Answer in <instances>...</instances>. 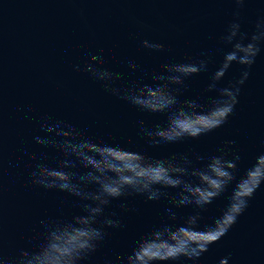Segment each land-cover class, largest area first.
Listing matches in <instances>:
<instances>
[{
  "label": "water",
  "instance_id": "water-1",
  "mask_svg": "<svg viewBox=\"0 0 264 264\" xmlns=\"http://www.w3.org/2000/svg\"><path fill=\"white\" fill-rule=\"evenodd\" d=\"M237 12L241 30L251 34L264 18V0H245L243 6L235 0H0V255L11 259L22 249L35 248L43 238L44 224L71 221L83 214V202L77 197L32 182L35 161L29 154L43 155V162L52 165L59 156L55 149L34 141L35 136L46 135L40 130L45 116L68 121L89 137L154 158L185 154L194 160L195 154H217L223 141L235 140L232 147L240 152L243 171L264 153V51L249 70L227 124L195 140L159 146L141 138L136 121L151 125L163 123L166 117L137 110L83 70L85 61L98 64L91 56L100 55L103 67L125 74L117 82L123 87L143 80L145 73L162 72L165 63L198 60L201 52H207L208 71L188 80L187 91L180 97L206 103L216 95L205 91L211 73L227 50L221 37L237 20ZM145 39L164 44V50L145 48ZM129 61L139 67L130 68ZM242 71V66L233 64L219 86L239 79ZM167 191L172 196L178 190ZM230 192L201 213L202 226L220 215ZM124 202L127 212L120 209ZM169 206L168 197L146 201L132 195L114 200L104 214L116 212L126 228H105L108 235L85 264H117L116 258L129 254L141 235L169 222L165 211ZM173 210L178 217L197 211L194 206ZM222 258L228 264H264V185L198 264H219Z\"/></svg>",
  "mask_w": 264,
  "mask_h": 264
},
{
  "label": "clouds",
  "instance_id": "clouds-1",
  "mask_svg": "<svg viewBox=\"0 0 264 264\" xmlns=\"http://www.w3.org/2000/svg\"><path fill=\"white\" fill-rule=\"evenodd\" d=\"M235 3L243 6L245 0H235ZM235 15L237 20L221 37L227 50L205 89L216 95L206 103L180 97L187 91L188 80L208 71L211 57L207 52H201L202 58L198 60L165 63L161 66L162 72L150 76L145 73L143 80L123 87L117 82L125 74L103 67L105 62L100 55L91 56V61L98 64L85 61L83 70L101 82L110 94L137 110L166 117L163 123L151 125L136 121L139 135L150 145L198 139L229 122L239 103L241 87L249 78V70L264 51V18L257 21L255 31L249 34L241 30L239 13ZM142 43L150 50L165 48L164 44L147 39ZM128 63L132 69L139 67L132 61ZM233 64L244 68L240 78L219 86ZM76 67L79 70V65ZM40 130L46 135L35 136V143L45 149H55L59 156L52 165L43 162V155L29 154L35 161L30 173L33 184L77 197L83 202V214L73 216L71 221L44 224L43 238L35 248L22 249L11 259L0 255V264H85L108 235L105 228H126L116 212L105 215V209L114 200L132 195L143 196L146 201L168 197L170 206L165 211L169 222L141 235L129 254L116 258L117 264H198L209 247L237 223L256 191L264 185L261 166L264 153L256 155L251 165L241 171L240 152L232 147L235 140L223 141L217 154H195L193 160L185 154L150 157L119 143L89 137L74 124L55 116L43 117ZM169 189L178 191L169 196ZM229 189L228 202L220 215L202 226L201 213ZM187 206H194L197 211L178 217L173 210V207ZM120 209L129 211L126 202L120 204ZM101 216L103 220H98ZM219 264H228V259L222 258Z\"/></svg>",
  "mask_w": 264,
  "mask_h": 264
}]
</instances>
